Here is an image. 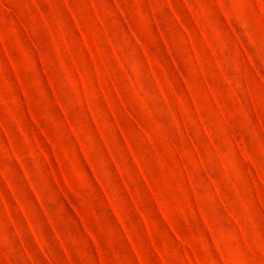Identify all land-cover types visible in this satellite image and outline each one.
<instances>
[{"label":"rangeland","instance_id":"374dc122","mask_svg":"<svg viewBox=\"0 0 264 264\" xmlns=\"http://www.w3.org/2000/svg\"><path fill=\"white\" fill-rule=\"evenodd\" d=\"M0 264H264V0H0Z\"/></svg>","mask_w":264,"mask_h":264}]
</instances>
